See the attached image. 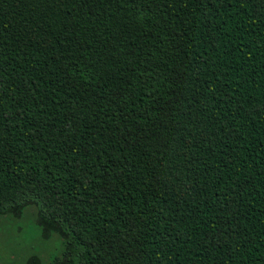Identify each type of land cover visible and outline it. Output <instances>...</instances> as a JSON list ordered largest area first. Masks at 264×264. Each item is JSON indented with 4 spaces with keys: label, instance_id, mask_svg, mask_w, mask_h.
<instances>
[{
    "label": "trees",
    "instance_id": "trees-1",
    "mask_svg": "<svg viewBox=\"0 0 264 264\" xmlns=\"http://www.w3.org/2000/svg\"><path fill=\"white\" fill-rule=\"evenodd\" d=\"M50 264H264V0H0V217Z\"/></svg>",
    "mask_w": 264,
    "mask_h": 264
},
{
    "label": "rangeland",
    "instance_id": "rangeland-1",
    "mask_svg": "<svg viewBox=\"0 0 264 264\" xmlns=\"http://www.w3.org/2000/svg\"><path fill=\"white\" fill-rule=\"evenodd\" d=\"M36 214L27 206L20 217H0V264H50L61 253L60 239L41 232Z\"/></svg>",
    "mask_w": 264,
    "mask_h": 264
}]
</instances>
